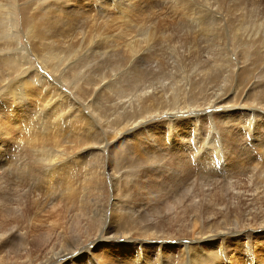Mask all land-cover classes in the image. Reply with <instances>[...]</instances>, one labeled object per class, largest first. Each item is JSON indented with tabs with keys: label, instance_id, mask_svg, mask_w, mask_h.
Masks as SVG:
<instances>
[{
	"label": "rangeland",
	"instance_id": "rangeland-1",
	"mask_svg": "<svg viewBox=\"0 0 264 264\" xmlns=\"http://www.w3.org/2000/svg\"><path fill=\"white\" fill-rule=\"evenodd\" d=\"M107 1L108 0H99V1H97V0H12V17L14 16L12 18V29H11V31H12L11 32L12 33V55L14 54L15 55L14 58L17 60H23L22 56H24L26 59L23 62V67H22L21 72L16 71V68L12 63V70H13V68L15 70L12 71V77H9L10 79L7 77L6 72L2 70V69H5V67L7 66V63L5 61L2 62L3 59H1L0 60V71L1 72L0 73L5 74V75L2 76L0 74V79H3V80L7 79L6 82H4L5 86H6L7 82H12V84H13L12 85V96H13V94L14 95H16V94L20 95V93L22 91H18V90L24 91L25 80H27V79H30V81H33V82H31V84L34 87H36V84L39 85V83H40V85H41L44 82H47L49 85H52V84H55V81L57 80L56 77L58 75L56 76V74H55L56 71H58L57 72L58 74H60L61 71H62V74L69 72L68 74H66V76L69 77V78L67 77V79H65V80H67V82H64L59 77L60 80L63 81V85H64L63 86L64 89L62 88V91L64 92V94H66V95L68 94L69 98H68V102H65V104H67V106H68V107L66 106V111H64V110L59 111L60 112L59 114H61V115L55 114L56 116L55 115L51 116V114L54 113V109L56 107H58V105H59L58 101H60L61 99H59V97L57 95L54 96L52 93H51V95H52V97H51L50 93H48V90H47V93H45L46 89L44 87H41L39 89H37V88L29 89V86L27 85L28 87L26 88V90L32 92V93H30V96H29L31 98L30 99L31 101L24 99L25 105L30 106L29 108L27 107L28 111L31 113H34L36 116H41V114L43 113L42 118L47 114V117L46 116L44 117V119L47 118L44 123L45 124L49 123V124L45 125L44 127H47V126L50 127V128H46L47 131L51 130L53 132L48 131V133L46 135V137H48V138H46L47 141L45 140V142L43 143L44 145L39 144L38 146H35L37 148L34 147V151L29 149L26 146L27 140H24V137L27 136L26 132L24 134L15 132V135L13 136V138H12V136H6L3 140H1L2 141L1 144H3L4 142L7 143L6 148L8 150L7 153H5V151H4L5 149L4 150L1 149L2 152L1 151L0 152L2 155L4 154L3 157L7 158L8 161L10 162L11 161L10 157L12 156V169L11 168L9 169L8 172H10V175L9 176L7 175L5 178H8V179L11 178V180L14 179V182L16 185L19 183V181L21 183H23L21 174L23 173L24 170L18 169V165H17L18 163H15V161L18 162V160L20 158L23 160L25 158H32V157L36 158L37 156L38 157L41 156V159H42L41 162L42 163H41V165L36 167V169L34 170V171H38V173L41 176L43 175L44 171L48 170V168H49V167H47L48 164L54 165V164H57L58 162L63 163V165L67 164V166H72V167L74 166L75 168L77 167V169L78 168L81 169L82 166L85 164L87 165V167L85 170L81 169L80 170L81 172L78 173L79 175L78 176L76 175L74 178H71L70 176H68V178L65 182L63 180L61 181L62 177H59L58 178L59 187L55 186L53 190L49 188V185H47L48 179L43 177V176L42 177L36 176V178H35L36 180L33 182L32 181H29V182L26 181L29 186H34L32 188L35 191L34 194L37 195L39 193L41 196L44 197V198H42L43 199L42 202L39 201L40 206H38V205L34 206V204L36 203V200L34 199L35 196L32 193H30L31 191H29V193H30L29 196L25 194L27 192V190H30L29 188L25 190V192H24V194L26 195L25 196V195H22V192L20 191L24 187L23 186H15V190L12 191V193H13L12 196H14V197H12V204L16 205V211L18 210L16 212L17 213L16 217H17V220L20 221V222L18 221L19 226H20L19 228L24 229V231L26 232L24 234L26 236V239H22V237L24 235L23 236L17 235V233H16V236H15L16 239H12L11 243H9L6 248H4V247L2 248L3 255L5 256V258L3 260V264H27V263L29 264L30 256H31V258H33L32 259L33 262H35V261L38 262L37 264H40V262L44 263V260L46 259V258H44L45 256H49V259L54 261L53 264H72V263L78 264L83 259H76L77 263H75V262H72V260L70 261V259L68 257L69 255L66 257H63L64 256L63 253L58 254L54 257H51L53 254H51L52 252H51V250H50L51 248H49V246H51L50 244H53L54 242H58L57 247L58 246L60 247V244H62L61 242L63 241L64 243L62 245H64L65 248L72 250L74 248L71 246L72 241L73 242H75L76 240L79 241L80 237L83 239L87 235L91 236L89 238H94L95 236L96 237H100V236L101 237H110V235H111L112 238L110 237L111 240L108 241V243H109L108 248L109 249L107 248V249H104V251H101V254L103 253L102 255L107 254V260H105L107 263H109V264H112V263L113 264H131V263L136 264L135 259H134L135 257H132L131 255H129V252H131V248L134 247L136 245V243L134 241L129 242V241H132L129 239L126 242L117 243V242H115L116 241L115 237L122 236L124 238L126 236H129V235L132 236L133 235L132 237L140 238V236H141L140 233L134 228V224L136 222H138V219H136V218H138L140 215L139 211H137L138 209H140V206H139L140 202H145V205L149 209L153 208L155 203H159L158 205L166 204L165 201L162 200V198H163L162 194L159 192H150L147 196L146 195L144 196L143 194L146 191H148L149 188L153 187L154 182L155 183H157V181L158 182H164V183H165V181L166 182H172L171 179L170 180L165 179L166 173L168 175V173L174 174V173H180L181 172V170L179 168H174V164L170 165V172H167L166 169L164 170V169L156 168L157 167L156 163L158 162V160L155 156L157 154H163L165 156L166 154H164V152L168 153V154H170L172 152L171 151L172 147L169 146L168 143L170 141L172 142L174 140V136L176 135L177 131H178V134L175 136L176 140L181 145L183 143L184 144L186 143L187 145H185L184 147L187 149H189V147H190V149H192V146H193V148L195 147V145L193 144L194 141H199V145H202L201 141L205 142L206 143V145L204 146L205 150H207V148L209 146V143H210L209 140L214 141V142L217 141L215 146L217 144H220L224 150H226L224 147L227 146L228 151L226 150L225 151L226 154H224L225 160L228 162V164H229L230 160H232V163H233V160H234V158H236V155L234 154L235 148L233 147L232 141L236 138V136L231 131L228 132V135L226 136L228 138V140L226 142V140L224 139V134H223L222 129H220V126L216 125L218 123H217V121H214L215 119L212 116V113L215 111L216 112L220 111L219 113L224 112V110H221V108H222L221 106L216 107V108L212 107L211 109L208 108V106H205L204 108H201V109H205V110H195L196 114H194V115L199 116L198 117L199 127H198V133H196V138L191 137V132L187 133L184 129H181L179 127H177V131H175V132L174 131L172 132V130L165 128L167 123H168L167 117L170 115L171 116L174 115V110H171V109H173L172 106L175 104H174V100L173 101H171V100L174 98H176V99L181 98L180 94H179L180 92L178 91V88L181 85H185L184 83H181L182 80L185 79V77H186V79H189L188 77H190L192 79V78H195L197 76H199V78H205L207 75H209L211 73V71L209 69L212 66H214L212 68H216V70L219 68V65H218L219 60L217 59V58H219V56L216 55V57L214 58L211 55V53L207 52V51H205L204 54H202V58L206 59L207 61L204 62V61L200 60L199 63H201V64L199 65V63H198L196 65H193V68H191V66L189 65V62H191L192 56L188 57V59H189L188 63L184 62V63H186V65L184 63L177 64V65H175L173 63V58L174 59L176 58V54H178L179 56L182 57L184 54L187 53L188 49H190L189 47H192V45H195L194 39H199V41L202 42V44H201L202 46H205V47L210 46L209 45L210 40L208 38L209 34L206 35L205 32L202 31V29H201L202 26L200 25L199 22H197V19L196 18L192 19V17H195V16L197 17L199 14H202V15H205V17L204 16L203 17L205 18L204 20H206V22H207L210 19V17H207V16H214V14H218V13H219V15L221 14L222 20H223L222 26L225 28H228V34H229V36H228L229 40L228 39L224 40L223 41L224 43L222 45H226V47L229 48L228 49V51L230 53L229 57L231 58V60H230L231 64L229 66L230 70L233 73V76H236L235 71L237 70L236 71V72H238L237 74H240L239 80L248 81V83L245 86H242L240 88V91L237 94L238 96L237 95H236L237 97L235 96L232 103H237L236 99L241 97V100H243V99L246 100V101L244 100V102L246 103L247 106H254L253 108L247 107L246 105L243 104V101H240L237 104V106L231 107L232 109L229 108L228 110H230L229 112L237 111L239 113L238 115H240L242 113L243 114L253 113L254 118H256V119L252 123L257 121L256 124H254L255 126L252 124L251 125L247 124L248 128L247 127H241L239 129L238 133L245 140V143L247 142L246 144H248V145L252 144L251 146L254 148L256 146H259V145L264 143V135H263L264 132L263 133L261 132L264 130L259 128L258 126L256 127L257 124L264 126V102H263L264 101V95H263L264 94V0H208V1L207 0H189V1L187 0L192 5V8H193L192 12H190L189 14L186 13L184 11V7L181 6L182 2L186 1V0H179V1L178 0H173V1L172 0H139V1L137 0L138 6L135 5L137 7V9L135 11H132L130 13H125V14H121L120 11L115 7V5L113 3H112L113 5H112V4H110L109 1H108L109 3ZM223 2H224V4H223ZM209 3H211L212 6H210V7L212 9H210V7H208ZM205 5H207V6H205ZM50 6H53V7H51L53 10L50 8ZM198 6H200V7H198ZM219 7H221V8H219ZM49 8L51 11L49 10ZM54 10H55V12H54ZM208 10L212 11L213 14L209 15ZM6 11H7V13H6ZM52 11H53V13H52ZM136 11H138V12H136ZM3 14H4V16H3ZM3 14H2L3 18H1L0 24L3 22L5 24L7 21L8 25H9V20H10L11 16H9L8 10H5ZM14 14H16V15H14ZM24 14L28 15V17H26L27 19L25 18L26 22L24 21L25 25H24V23H22L23 22L22 21L23 20L22 15H24ZM224 14L228 15V16H224ZM5 15L7 16V19H6ZM34 15L35 16L37 15V16L35 17ZM14 19L16 21L18 19L17 24H19V26H17V27L13 26L14 22H16ZM28 19H30V21H28ZM104 19H105V21H104ZM153 21H155V22H153ZM27 22H29V23L31 22V23L29 24ZM158 22H159V24H158ZM123 25H124V27H123ZM26 27H27V29H26ZM31 27L32 28L34 27V29L36 31L33 30ZM142 27H145L146 29L148 28L147 29L148 31H151L153 34H155L157 36V40L159 43L157 48H161L163 50V53L165 54V56L169 57V61H170L169 63L172 64V65L167 67V70L161 71L160 68H158L159 66L155 67V65L153 66L155 68H152V69L146 68L145 69V67H151L148 65L147 60L146 61L140 60V62H138L137 60L129 61L131 59L130 57L126 58V56H128L127 51H126L128 44L138 38V35H139ZM153 27L156 29H154ZM129 28H131V31ZM255 29H256V31H255ZM257 29H259V30H257ZM91 31L94 33L93 36H92L93 33ZM127 31L129 33L133 34V35L131 34V36H133L132 38H131V36H129ZM31 32H34V33H31ZM36 32L39 33V35ZM35 33L37 34V36ZM134 33L137 35H135ZM162 34L166 35V37L165 36L161 37V36H163ZM172 34L174 35V38L169 36ZM54 35H56V36L54 37ZM67 35H69L70 37ZM41 36H43V37H41ZM261 36H263V37H261ZM88 37L90 39H88ZM99 37L101 40H99ZM125 37H127V38H125ZM167 37L169 40L167 39ZM237 37L239 39H237ZM43 38H45V39H43ZM46 38H47V40H46ZM59 38H61V39H59ZM64 38L66 40L69 39L70 41H66ZM235 39H237L238 41ZM31 40H33V41H31ZM55 40L57 42H55ZM125 40H127L126 42L128 44L125 42ZM241 40L242 41L244 40L243 41L244 44H242L243 42H241ZM245 40H246V42H245ZM46 41L49 42V44L46 43ZM77 41H79V43ZM80 41H81V44H80ZM16 42H17L18 46L16 45ZM51 42H52V45H50ZM239 42H241V43H239ZM247 42H249L248 45H246ZM71 43L72 44L74 43V46L70 47ZM76 43L78 45L80 44V46L78 47L79 53L77 52L76 56H73L70 58V57H68L69 55L67 54V52H69L70 49H72L73 47L77 48V46L75 45ZM32 44H34L35 46L34 45L32 46ZM101 44H103V46ZM44 45L45 46L47 45V46L44 47ZM60 45L63 47H61ZM49 46H51V47L49 48ZM64 47H65V49H64ZM47 48H48V50H47ZM66 48L67 49L69 48V51ZM54 49H56L59 52H57L55 50V52H53L55 54L54 55L50 54L53 56L52 57L50 56L51 58H49L45 61V58L49 57V55H45V53H47L49 50L51 51ZM26 50L28 53L25 52ZM84 50H85V52H84ZM240 51H243V52H240ZM19 52H20V54H19ZM155 52H156V50H155ZM244 52H246V55ZM41 53H44V54L39 55ZM65 53L67 54V56ZM148 53L149 52L146 53L144 51L143 56H144V54L147 56ZM208 54H209V56H208ZM82 55L87 56V57H85L86 61H84L85 58ZM242 55H243V57H245V59L242 57ZM39 56H40V60L39 59L37 60V58H39ZM60 56H62V57L64 56V58H60ZM30 57H31V60H30ZM76 57H78V58H76ZM82 57H83V60H82ZM251 57H252V59H251ZM32 58H33V60H32ZM42 58H43V60H42ZM128 58H130V59H128ZM63 59L64 60L67 59V60L62 63ZM214 59L217 62H215ZM56 60L57 61L59 60V61L56 63ZM246 60H248V61H246ZM81 61L86 63V64L82 66L83 63L81 64ZM34 62H35V65H33ZM40 62H42V63H40ZM174 62H175V60H174ZM52 63H54V64H52ZM117 63L119 65H117ZM24 64L26 66H29V67H26ZM57 64H59V65H57ZM77 64H78V66H76ZM87 65H89V66L91 65L93 67L90 68ZM115 65H117V66H115ZM48 66H49V68H54V69H49ZM75 67H78V68L75 69ZM80 67L82 69H80ZM117 67H119L120 70ZM8 68H10V66ZM68 68L71 69L72 72ZM181 68H185V69L180 70ZM246 68L249 69V71L247 69L248 73L246 72ZM63 69H65V70H63ZM84 69L85 70L88 69V70L83 71ZM89 69L90 70L93 69L95 71L96 75L98 76V79L94 82L89 81V80H84L86 78V75H88L87 73L90 72ZM117 70H119L120 72L117 73ZM23 71H26V72L24 73ZM169 71H171V74H169ZM195 71H197V72H195ZM98 72L102 76L99 75ZM131 72H132V74H130ZM249 72H251L252 75ZM35 73L37 74L38 77L33 78L32 74L35 75ZM41 73L47 74V78L46 77L43 79L39 78L41 76ZM84 73L86 75H84ZM121 73H122V75H121ZM15 74H16V76H14ZM80 74H81V76H80ZM167 74L171 75L172 79L175 77V79H173V81L169 79V81H170L169 82ZM24 75H25V77H24ZM104 75L106 77L108 76L107 77L108 81L105 80L106 77ZM111 76L112 77L114 76L113 79L114 78L116 80L118 79V82L115 79L111 80L110 79V78H112ZM5 77H6V79H5ZM78 77H80V78H78ZM49 79H50V81H49ZM98 80H100V81H98ZM104 80L107 82H103ZM180 80H181V82H180ZM101 81L104 84H102ZM112 81H114L113 82L114 84L112 83V84H110V86H113L116 84L115 88H117V89L113 88L114 90H111L112 87H110V88L108 87V82H112ZM123 81H125V82H123ZM151 81H155V82L159 81V85L160 84L163 85L162 83L167 82L166 90L168 91V93H166V94L168 95L169 100L165 102L166 104H164V106L165 107L167 106V108H164V107H161V108L162 109L164 108V110L166 112H168V115L161 114V117H159V118L156 117L157 114L154 115L155 117L152 115L151 117H148L149 119L147 118L145 120H142L140 123H137L139 125V128L137 127L138 126L137 124H134L133 127L132 126L126 127L127 121L125 122V120H128V119L133 120V119L130 118V116H128L125 113V111L122 112V114H124V115H122L120 113L121 112L120 109L122 108L121 106H124L123 104L126 103L125 101L128 100L130 98V96H133L132 91H134V89L136 91V88L138 89L145 84L147 85ZM171 81H172V83L174 82L177 85L175 86V84H174V86H172ZM18 83H20L21 85ZM123 83L127 84V85H124ZM131 83L134 85V88H133V85H131ZM99 84H101V86ZM120 84H121V87L119 86ZM4 85L1 86V83H0V89H1V87H2V89H4V87H5ZM17 85L19 88L18 90L16 89ZM84 85L87 89L85 87H83ZM92 85H95V87ZM103 85H104V87H103ZM70 86H72V87H70ZM99 86H100V88L102 87V89L104 88L105 91L101 90V89L97 90L99 88ZM122 86H123V88H122ZM77 87H78V89H77ZM91 87H93L92 91L94 93L88 89ZM175 87H176V89H175V91H173ZM95 88H96V90H95ZM105 88H107V89H105ZM129 88L132 91H130ZM233 88H235L234 79H233V81L232 80L229 81L227 89H226L228 92L227 91L225 92L224 99L228 100L229 98H231L230 94L234 95L233 93H231L232 91L234 92ZM81 89L82 90L85 89L84 91H86V92L82 91ZM35 90H36V92H35ZM71 90H73V91H71ZM108 90H110L111 92ZM125 90H126V92H125ZM96 91H100L99 94L103 91L102 92L103 94L101 93L102 95H99L98 92H96ZM172 91L175 93H173ZM79 92L82 94H80ZM89 92H91V93H89ZM112 92L114 93V95H112ZM87 93H89L88 94L89 96L86 95ZM95 93L97 96L94 95ZM104 93H106L107 95L110 93V96L109 95L107 96L106 94L104 95ZM124 93L127 94V96L124 95ZM44 94L45 95L48 94V95L45 96ZM169 94L174 95V96H171V95L169 96ZM83 95L86 96L87 98L82 97ZM111 95L113 97H111ZM116 95H119V96H116ZM120 95L122 98L120 97ZM75 96H76V98H75ZM123 96L126 98H124ZM88 97H89V99H88ZM101 97H103V98H101ZM106 97H108V98H106ZM115 97H116V99H115ZM258 97H260L261 100H259L260 98H258ZM99 98H100V100H99ZM105 98H106V100H109V101L106 102ZM41 99H44V100H41ZM94 99L96 100L95 102H94ZM123 99L125 101H123ZM113 100H114L113 104L114 105L117 104V107L119 108V110H118V108H115V106H112ZM116 100L119 102H117ZM98 101L101 103L104 102L103 104L100 103L101 104L100 108H98L99 106H97V104H99ZM253 101H255V102L253 103ZM86 102H88V103H86ZM256 102H260L263 106L262 107H256L255 106L257 104ZM92 103H95L96 106H95V104H92ZM118 103H120V105ZM0 104L6 105V103L2 100L0 101ZM106 104H108V105H106ZM12 105H13V103H12ZM90 105H91V107H90ZM103 105H105V106H103ZM106 106L107 107L109 106V107L107 108ZM181 106H182V104H180L177 108H179ZM88 107H90V108H88ZM101 107L104 108V111L108 115L106 113H105L106 115L105 114L103 115V113H101V112H103V109H101ZM77 108L78 109L80 108L79 110H81L84 114H86L89 119H91L90 120L91 126L87 125V127H86V126H83L82 124H81V126H79L80 128L77 126H74L75 124H73V123L75 121H78V118L75 119V116L77 117V112L79 111ZM96 108H98V109H96ZM106 108H107V110H106ZM112 108L114 110L117 109V111L119 112L118 114H121V115L117 116L116 110L113 111ZM124 108L127 109V105H126V107H123V109ZM254 108H257V109L255 110ZM75 109H76V111H75ZM249 109H253L257 113H255L253 111H249ZM92 110H93V113H92ZM213 110H215V111H213ZM32 111H34V112H32ZM39 111H41V112H39ZM98 111H100V113H101L100 116H99L100 113ZM204 111L207 112L205 115L203 113ZM49 112H52V113H49ZM209 113H211V116L209 115ZM70 115L72 117H74V119ZM113 115H116L117 117L116 116L112 117ZM143 115H144V113H143ZM119 116L120 117L122 116V118H123V119H121L122 122H120V120H117V119H120ZM135 116H138V115H135ZM97 117H99V118H97ZM206 117H207V119H206ZM69 118H70V120H69ZM100 118L105 119L106 121L104 120V122H103V120L102 119L100 120ZM188 118H189V115H186V116L182 117L181 119H187L188 120ZM98 119H99V121H98ZM115 119L117 122L115 121ZM205 119H206L207 123H204ZM210 119H212L214 121L213 126L209 123ZM226 119L228 121H231L229 117H227ZM56 120H58V121H56ZM139 120H140V117L137 119V121H139ZM174 120L177 121V119L175 117H174ZM145 121H148V122H146L148 124L143 126V123ZM239 122H240V120H239ZM98 123H100V125H98ZM208 123L210 125H208ZM121 124H123L124 129H122V128L120 129V127H122ZM109 125H111L110 126L111 129L109 128ZM210 126L213 129H211ZM134 127H136V128H134ZM140 127L142 128V130ZM143 127H144V129H143ZM214 128H215V130H214ZM131 129H133V130H131ZM64 130L66 133L64 132ZM88 130H90V131L88 132ZM92 130H94V131H92ZM96 130H98L99 132ZM125 130H126V132H125ZM169 130H170V133H169ZM213 130L217 131V132L214 133ZM258 130H259V132H258ZM128 131H130V132H128ZM121 132L124 134H122ZM208 132H210V133H208ZM218 132L220 134H218ZM88 133H90V134H88ZM211 133H213L214 136L215 135L216 136L214 137L213 134H211ZM209 134H210V136H209ZM93 135H94V137H92ZM261 135H262V137H261ZM97 136H98V140H99V141L97 140L98 142L95 140V138L97 139ZM247 136H249V137H247ZM184 137H186V138H184ZM261 138H262V141H261ZM6 140H10V143L6 142ZM48 140H49V143H48ZM142 141H144V142H142ZM147 141H149V142H147ZM55 142H58L57 145H53V144H56ZM253 142H255V143H253ZM143 143H144V145H143ZM256 143H257V145H256ZM47 144H49V145H47ZM27 145H30V144H27ZM51 145H53V146H51ZM151 145L153 146V148ZM160 145H163V146H160ZM103 146H107L110 148L103 152L99 149ZM138 146L141 148H139ZM52 147H53V150H51ZM54 147H56V148H54ZM135 147H136V149H135ZM143 147H145V149ZM166 147H169L168 151L164 150ZM1 148H5L4 145ZM41 149H44V150H41ZM104 149H105V147H104ZM9 150H11V151H9ZM39 150H40V152H39ZM28 151H29V153H28ZM52 151H53V153L55 152L56 154L54 153L55 154L54 155L52 153ZM110 151L112 152L111 153V158H112L111 163L112 164L110 166V172L111 173L114 172L113 174H116L117 175L116 177L118 179H116L117 183H116V181H113L112 179H110L112 182V185H113V190H112V188L110 186L111 182L108 181L109 178L105 179L104 186L100 182V178L99 177L97 178L98 184L101 183L100 185H102L105 188V191H107L109 187L111 188V190H108L109 192H105V195L102 196L100 193H97L96 191H94L92 189L93 185L90 188L87 187L88 183L85 182V178H86V174L89 170L90 171L92 170L93 172H95V170H94L95 165L93 166L92 163H95L97 161L96 158L100 157L103 160L102 154L103 155L105 154L106 156H108L107 153ZM259 151H260V149L257 150L255 148V152L252 154V155H254L255 160H259V158H257V157H259ZM42 153L43 154L45 153V154L43 155ZM52 154L54 156V163L53 162H47L46 160H47L48 156H50ZM173 154H174V160H176L175 156L177 153L174 152V150H173ZM148 156H150V157H148ZM71 157H73V158H71ZM170 157H171V155H166V157L163 158L162 160L165 159L164 162L167 163V161L169 160ZM147 158H149V159L151 158V159L149 160ZM61 159H62V161H61ZM148 160L149 161L154 160V162L153 161L151 162V164L153 163L152 166ZM155 161H156V163H155ZM259 161L262 163V165L264 164V159L260 158ZM259 161L254 162L255 165L258 166L260 163ZM147 163H149V164H147ZM154 164H155V166H154ZM9 165L11 166V164H9ZM150 166L152 168L154 166L155 168L149 169ZM89 167H91V169ZM23 169H25V168H23ZM150 171H151V173H150ZM227 171H228V173H227ZM11 172H12V174H11ZM205 173H206V175L212 174L213 176L210 177V179L213 178L212 180H214V181L216 180V177L219 180H222V178H223L222 175H226L225 177H229V173L231 174V172L229 171L228 168H226V170L224 169V165L222 167V172H220L218 174H216V169H214V168L205 169ZM2 174H3L2 168L0 167V177L1 178L3 177ZM214 174H216V175H214ZM257 174L258 175L260 174L259 170L257 173H256V170L253 171V173L251 170V173L249 174L251 176L242 175V174H239L238 172H233L231 174V176L233 177L232 178L233 181L231 179V182H235L237 184L240 183V187H243V190H239L241 192L243 191V194H244L242 196L241 201H240L241 211L245 212V211L249 210L246 207L245 202H246V200L249 201L248 198L250 196H253L251 194L252 190L256 187L255 186L256 182L259 181V179L257 180V177H258ZM255 176H256V181L252 179ZM140 177H143V178H140ZM197 177H199V176H197ZM20 178H21V180H18ZM68 179L71 182L70 187L72 188V190H69L70 195L68 194V191L66 190V188L69 187L67 185ZM163 180H165V181H163ZM113 182H115V183H113ZM116 184H117V186H116ZM258 186H260V185L258 184ZM144 188L146 189V191L144 190ZM222 188H225V187H221V186L216 185L214 188L215 193L217 192L215 195L216 197H218L217 201L219 202V200H220V202H222L224 199L223 202L227 206L237 205V201H238L237 199L232 200V202L233 203L235 202V203L229 205L225 198L219 197V196H222L224 194V192L221 190ZM89 189H91V190H89ZM123 189L126 191L129 190V191L126 192V191H123ZM181 189H183V188L180 187V190ZM260 189L264 190V188H260ZM55 190H57V191H55ZM174 190H178V189H174ZM180 190H178V191H180ZM51 192H52V194H51ZM120 192L121 193L123 192V193L121 194ZM83 194L85 197L83 196ZM95 195L97 198L95 197ZM65 196H66V198H65ZM125 196H127V197H125ZM153 197H154V199H153ZM140 198H142V199H140ZM69 199L71 201H69ZM82 199L85 201V203L83 205L80 203V200H82ZM103 199H105V200H103ZM121 199L123 200L124 203L122 202ZM24 200H26V201L24 202ZM93 200L95 201V203ZM68 201L70 203L72 202L71 205H68V204H70ZM118 201H119V203H118ZM146 201H147V203H146ZM136 202L138 203L137 205H136ZM110 203H112L113 205H111ZM116 203H118L119 208H117ZM109 204H110V206H109ZM55 205L57 206V208ZM78 205H80V206H78ZM85 207H86V209H85ZM110 207L112 210H110ZM126 207H128V209L126 210L127 212L125 211ZM251 207L253 209V214L255 215V219H256V222L253 221V223H259L261 221H264V203H258L257 205L251 206ZM115 208H117V209H115ZM80 209H81V211H80ZM68 210H70V211H68ZM83 211L84 212L88 211V213L90 215L94 216L97 219L98 222H97L96 226H98V227L101 225L104 226V228L102 229V234H99V233L96 234L95 231L98 230L96 227L94 228L92 226L91 230H86L84 228L83 224H85L87 222V220L82 218V216L84 214ZM106 211H108V213H107L108 218L102 216V214ZM124 211L126 213H124ZM101 212H103V213H101ZM110 212H112V213H110ZM128 212H129V214H128ZM130 212H132L134 214H132ZM72 213H74V214H72ZM109 214H112V215L114 214V215L112 216ZM66 217L69 219H67ZM70 217H71V220H70ZM76 217L78 220L76 219ZM128 217H130V218H128ZM72 218H73V220H72ZM81 219H83V220H81ZM186 220H188L187 224H189V217H186ZM73 221H75V222H73ZM79 221L82 222L81 226H80L82 229L80 227L79 228L75 227L76 223ZM133 221H135V222H133ZM67 222H69L70 224H68ZM110 222H111V224H110ZM57 223H59V224L57 225ZM150 223L151 224L153 223V218L151 219ZM88 224H90V222H88L87 225ZM109 225H111V226H109ZM68 226H69V228H68ZM173 227L174 226H172V228H170V227H166V228L171 230V231H173V229L176 228L174 230V231H176L177 227H174V228ZM71 228L73 230L75 229L76 231L75 232L69 231ZM132 228H133V230H132ZM22 229H18V230H22ZM106 230H107V232H106ZM196 230H198V225L192 226L190 224V225H187L186 227L183 228V232L189 238H193V232H195ZM246 230H248V229H246ZM89 231L91 234H89ZM61 232H64V234L67 236H69V234H72V233L73 234L71 236H69L70 238L68 237L66 239H61L60 237H58L59 233H61ZM149 232H151V231L149 230ZM78 233H81V234H78ZM242 234H245V233L242 232L238 235V236H240V239H241L240 242L241 243L238 242V243H235V245L238 247L237 250L239 251V253H241V255L243 256V254L245 253V246L247 244L246 243L247 235L243 238ZM253 234L255 237V238H252L254 241V244H257L259 246V244H261V242L264 240V235H262V234L260 235V233H253ZM76 235H78V236H76ZM257 235H260V236L257 237ZM72 236H73V239H72ZM232 236H234V234H229L228 237H232ZM123 238H121L119 241H122ZM232 238H234V237H232ZM172 239H174V238H172ZM13 240L15 242H13ZM181 241H179V240L171 241V245L174 246L175 251H174V253L173 252L170 253L169 260L167 262H166V259L160 253L158 255V253H156L157 251L153 250V249L150 252L155 254V257H154V259L150 260L149 262L152 261L151 264H153V263L159 264L161 261H162V263H160V264H173V263L174 264H185V263L188 264L187 263L188 261L183 262V260L185 259V256H182V255L185 253V251L183 250L184 242L183 241L181 242ZM24 242H26V243H24ZM185 242L188 243V241H185ZM88 244H89V241L85 242L82 246L83 247L82 249L85 250L87 248ZM66 246H68V247H66ZM166 246H168V245H166ZM105 247H107V246H105ZM140 247H141V249H143L145 246H144V244H142V245L140 244ZM263 248H264V244L259 246V250L263 249ZM9 249L12 251V254L7 255V252H9L7 250H9ZM98 250H102V249L98 248ZM98 250H97V252H98ZM256 251H258V250H256ZM145 252H146V248H145ZM175 252H176V254H175ZM121 253L123 254V257L120 256ZM256 253L257 252L254 253V256ZM172 254H173V256H172ZM228 255L230 256V254H228ZM171 256H172V258H171ZM174 256H175V258H174ZM176 257H178V260ZM244 257L245 258L242 260L243 262H248V261L250 262V258H252V256L250 254H249V256H246L244 254ZM89 258L90 257H88L87 259H89ZM115 258H117V259H115ZM124 258H126V259H124ZM162 258H164V259H162ZM221 258L224 261V258L223 257H221ZM97 259L99 260L98 257H97ZM97 259H95V261H98ZM24 260H25V262H24ZM60 260H61V262H60ZM112 260H114V261H112ZM110 261H112V263ZM253 261H255V260H253ZM0 264H2V263H0ZM87 264H89V263L87 262ZM220 264H222V263H220Z\"/></svg>",
	"mask_w": 264,
	"mask_h": 264
},
{
	"label": "bare ground",
	"instance_id": "bare-ground-1",
	"mask_svg": "<svg viewBox=\"0 0 264 264\" xmlns=\"http://www.w3.org/2000/svg\"><path fill=\"white\" fill-rule=\"evenodd\" d=\"M99 1V0H97ZM110 2V4H114L115 7L120 11L121 14H125V13H130L132 11H135L137 9L136 6H138V2L137 0H108ZM107 1V2H108ZM139 1V0H138ZM173 1V0H172ZM179 1V0H178ZM187 1V0H186ZM186 1H183L182 2V5L184 7V11L186 13H190L192 12L193 8H192V5ZM208 1V0H207ZM108 2V3H109ZM60 3V2H59ZM62 3V2H61ZM90 3V2H89ZM177 3V2H176ZM214 3V2H213ZM53 4V3H52ZM112 4V5H113ZM178 4V3H177ZM203 4V3H202ZM206 4V3H205ZM224 4V2H223ZM136 5V6H135ZM14 6V5H13ZM94 6V5H93ZM201 6V5H200ZM198 6V7H200ZM207 6V5H205ZM212 6L211 3H209L208 7ZM53 7V6H50V8ZM182 7V8H183ZM194 7V6H193ZM49 8V10H50ZM55 8V7H54ZM221 8V7H219ZM229 8V7H228ZM16 9V8H15ZM52 9V8H51ZM60 9V8H59ZM198 9V8H197ZM210 9H212L210 7ZM231 9V8H230ZM5 10H8V14L9 16H11L10 20H9V25H8V22L6 21V23L4 24L1 23L0 24V60L5 61L7 63V68L5 67V69H2L3 71L6 72V75L7 77H12V71H14L15 69L13 68L12 70V63L13 65L15 66L16 68V71L18 72H21L22 70V67H23V62L24 60L26 59L24 56H22V59L23 60H17L15 59V55L13 54L12 55V0H0V22H1V18L2 17V14L4 13ZM53 10V9H52ZM56 10V9H55ZM54 10V12H55ZM202 10V9H201ZM207 10V9H206ZM24 11V10H23ZM51 11V10H50ZM57 11V10H56ZM25 12V11H24ZM23 12V13H24ZM28 12V11H27ZM138 12V11H136ZM209 15L210 14H213L212 11H209ZM207 12V13H208ZM7 13V11H6ZM14 13V12H13ZM53 13V11H52ZM184 13V12H183ZM217 13V12H216ZM16 15V14H14ZM77 15V14H76ZM150 15V14H149ZM193 15V14H192ZM196 15V14H195ZM218 15V16H217ZM4 16V14H3ZM6 16V15H5ZM35 16V15H34ZM37 16V15H36ZM35 16V17H36ZM205 15H202V14H199L197 17H192V19H197V22L200 23V25L202 26L201 29L202 31L205 32L206 35H208L209 37V40H210V43L208 47H205V46H202V42L199 41V39H194V43L195 45H192V47H189L190 49H188L187 53L184 54L182 57L179 56L178 54H176V58L174 59L173 57V63L175 65L177 64H181V63H184V62H189V59L188 57L189 56H192L191 58V62H189V65L191 66V68H193V65H196L200 62V60L206 62L207 60L206 59H203L202 58V54H204L205 51L207 52H210L211 55L215 58L216 55L219 56V58H217L219 60V68L216 70V68H212L214 66H212L209 70L211 71V73L209 75H207L205 78H199V76L195 77V78H190L188 77L189 79H183L182 82L180 80L181 83H184L185 85H181L179 86L178 88V91L180 92V97L181 98H174L172 99L171 101L174 100V104L172 107L173 109L171 110H174V115L173 116H168L166 119L168 120V123L166 125V129H170L172 130V132L174 131H177V127L181 128V129H184L187 133L188 132H191V137H195L196 138V133H198V127H199V120H198V117L199 116H195L194 114L195 113V110H205V109H201V108H204L205 106H208V108H212V107H219L221 106V110H224L223 113H219L220 111H215L212 113V116L214 117V121H217L218 126H220V129H222L223 131V134H224V139L228 140V138L226 137L228 135V132H232L236 138L232 141L233 143V147L235 148V155H236V158H234L233 160V163H232V160L229 161V164L228 162L225 160V151L228 149L227 146L224 147L226 150H224L222 148V146L220 144H217L215 146V144L217 143V141H210L209 143V146L207 148V150L204 149V146L206 145L205 142H202L201 141V144L202 145H199V141H194L193 144L195 145V147L193 148L192 146V149H187L185 148L184 146L187 145L186 143L184 144H180L177 140H176V135L178 134V131L176 133V135L174 136V140L171 142L168 143L169 146L172 147L171 149V153L168 154V153H165L166 155H171V157L169 158V160L166 162H164V160H162L163 158L166 157V155L164 156L163 154H157L155 157L157 158L158 162L156 163V168H160V169H166L167 172H170V165L171 164H174V168H179L181 170L180 173H174V174H169L167 175L166 173V180H172V182H166L165 180V183L164 182H158L157 183H153V187L152 188H149L148 191H146V189L144 188V191L145 193L143 194L144 196L148 195L150 192H159L162 194L163 198L162 200L165 201L166 204H163V205H158L159 203H155L153 208L149 209L146 205H145V202H140L139 203V206H140V209H138L137 211H139V217L136 218L138 219V222H136L134 224V228L140 233V238H137V237H132V236H126V237H122V236H118V237H115L117 243H123V242H126L128 239L129 240H132V241H129V242H135L136 245L134 247L131 248V252H129V255H131L132 257H135V263L136 264H151V262H149L150 260L154 259L155 257V254L151 253L150 251L153 250H156L159 255V253L166 259V262L169 260V256H170V253L173 252L174 253V246L171 245V241H174V240H179V241H183L184 242V245H183V250L185 251V253L182 255V256H185V259L183 260V262H186L188 261L187 263L188 264H264V248L263 249H260L259 250V246H261L262 244H264V240L261 242V244H259V246L257 244H254V241L252 238H255L254 237V234L253 233H260V235H264V221H261L259 223H253L256 222V219H255V215L253 214V209L251 206H255L257 205L258 203H264V190H261L260 188H264V164L262 165V163L259 161L260 158L264 159V143L259 145V146H256L255 148L258 150L260 149L259 151V160H255V157L254 155H252L254 152H255V148L252 147L251 145H248L245 143V140L241 137V135L238 133L239 129L241 127H247V124H256V122L252 123L256 118H254V115L253 113H249V114H240L238 115L239 113L237 111H232V112H229L230 110H228L229 108L232 109L231 107H234V106H237V104L240 102V101H243V104L246 105V103L244 102L245 99L241 100V97L236 99V102L237 103H232V101L234 100L235 96L238 94V92L240 91V88L242 86H245L248 81L246 80H239L240 78V74H237L238 72L235 71V75L236 76H233V73L231 72L230 70V64H231V58L229 57V51H228V47H226V45H222L224 42V40H227L228 39V28H225L222 26V16L221 14L219 15L218 14H214V16H207V17H210L209 21L206 22V20H204L205 18ZM224 16H228V15H225ZM223 16V17H224ZM16 17V16H15ZM23 17V22L27 19L26 17H28V15H22ZM21 17V18H22ZM34 17V18H35ZM78 17V16H77ZM254 17V16H253ZM26 18V19H25ZM125 18V17H124ZM127 18V17H126ZM251 18V17H250ZM6 19H7V16H6ZM5 19V20H6ZM83 19V18H82ZM89 19V18H88ZM92 19V18H91ZM90 19V20H91ZM244 19V18H243ZM15 20V19H14ZM32 20V19H31ZM96 20V19H95ZM131 20V19H130ZM129 20V21H130ZM148 20V19H147ZM161 20V19H160ZM16 21V20H15ZM28 21H30V19H28ZM75 21V20H74ZM105 21V19H104ZM259 21V20H258ZM26 22V21H25ZM109 22V21H108ZM155 22V21H153ZM18 23V19L16 22H14L13 26L17 27L19 26ZM29 23V22H27ZM31 23V22H30ZM29 23V24H30ZM110 23V22H109ZM147 23V22H146ZM243 23V22H242ZM8 26H7V25ZM84 24V23H83ZM87 24V23H86ZM85 24V25H86ZM130 24V23H129ZM159 24V22H158ZM157 24V25H158ZM25 25V23H24ZM27 25V24H26ZM125 25V24H124ZM123 25V27H124ZM139 25V24H138ZM153 25V24H152ZM256 25V24H255ZM28 26V25H27ZM30 26V25H29ZM159 26V25H158ZM204 26V27H203ZM259 26V25H258ZM22 27V26H21ZM86 27V26H85ZM126 27V26H125ZM151 27V26H150ZM156 27V26H155ZM187 27V26H186ZM29 28V27H28ZM32 28V27H31ZM91 28V27H90ZM105 28V27H104ZM132 28V27H131ZM131 28L130 31H131ZM154 28V27H153ZM245 28V27H244ZM249 28V27H248ZM27 29V27H26ZM33 30L34 27L32 28ZM56 29V28H55ZM148 29V28H147ZM145 27H142V29L140 30V33L138 35V38L135 39L134 41L130 42L129 44L126 42L127 40H125V42L128 44L127 46V57H130L128 59H130L129 61H133V60H137L138 62H140V60H147V63L149 66L151 67H145V69H152V68H155L156 66H159L158 68H160V70H167V67L172 65L171 63H169V57L165 56V54L163 53V50L161 48H157V46L159 45L158 43V40H157V36L155 34H153L151 31H148ZM156 29V28H154ZM41 30V29H40ZM39 30V31H40ZM168 30V29H167ZM174 30V29H173ZM259 30V29H257ZM24 31V30H23ZM29 31V30H28ZM32 31V30H31ZM36 31V30H35ZM34 31V32H35ZM42 31V30H41ZM156 31V30H155ZM163 31V30H162ZM256 31V29H255ZM34 32H31V33H34ZM38 32V31H37ZM36 32V33H37ZM92 32V31H91ZM128 32V31H127ZM178 32V31H177ZM176 32V33H177ZM30 33V32H29ZM35 33V34H36ZM50 33V32H49ZM48 33V34H49ZM93 33V32H92ZM16 34V33H15ZM39 35V33H37ZM36 34V36H37ZM58 34V33H57ZM63 34V33H62ZM86 34V33H85ZM129 36H131L132 33H129ZM135 34V33H134ZM241 34V33H240ZM82 35V34H81ZM89 35V34H88ZM94 35V33L92 34V36ZM133 35V34H132ZM137 35V34H135ZM163 35V34H162ZM176 35V34H175ZM33 36V35H32ZM31 36V37H32ZM44 36V35H43ZM41 36V37H43ZM56 35H54L55 37ZM63 36V35H62ZM69 36V35H67ZM77 36V35H76ZM166 37V35H163L161 37ZM170 37L174 38V35H169ZM183 36V35H182ZM40 37V36H39ZM59 37V36H58ZM64 37V36H63ZM70 37V36H69ZM133 36H131L132 38ZM236 37V36H235ZM263 37V36H261ZM36 38V37H35ZM50 38V37H49ZM105 38V37H104ZM103 38V39H104ZM127 38V37H125ZM241 38V37H240ZM260 38V37H259ZM32 39V38H31ZM38 39V38H37ZM45 39V38H43ZM57 39V38H56ZM61 39V38H59ZM65 39V38H64ZM63 39V40H64ZM68 39V38H67ZM88 39H90L88 37ZM94 39V38H93ZM163 39V38H162ZM168 39V37H167ZM201 39V38H200ZM237 39H239L237 37ZM235 39V40H237ZM257 39V38H256ZM47 40V38H46ZM66 40V39H65ZM81 40V39H80ZM83 40V39H82ZM96 40V39H95ZM98 40V39H97ZM99 40L100 37H99ZM105 40V39H104ZM169 40V39H168ZM229 40V39H228ZM27 41V40H26ZM30 41V40H29ZM33 41V40H31ZM66 41H70L69 39L66 40ZM238 41V40H237ZM244 41V40H243ZM241 40V42H243ZM19 42V41H18ZM55 42H57L55 40ZM54 42V43H55ZM62 42V41H61ZM60 42V43H61ZM79 43V41H77ZM91 42V41H90ZM96 42V41H95ZM239 42V43H241ZM246 42V40H245ZM29 43V42H28ZM46 43L49 44V42L46 41ZM66 43V42H65ZM93 43V42H92ZM253 43V42H252ZM41 44V43H40ZM69 44V43H68ZM72 44V43H71ZM70 44V47L71 46H74V43L71 45ZM80 44H81V41H80ZM80 44L78 45L77 43L75 44L77 46V48L73 47L72 49H70L69 51V48L67 49L69 52H67V54L69 55L68 57H73V56H76L77 55V52H78V47L80 46ZM244 44V42L242 43ZM249 42L246 43V45H248ZM16 45L18 46L17 42H16ZM34 44H32L33 46ZM50 45H52V42L50 43ZM63 45V44H62ZM103 46V44H101ZM240 45V44H239ZM30 46V45H29ZM31 46V47H32ZM35 46V45H34ZM37 46V45H36ZM47 46V45H46ZM44 45V47H46ZM61 46V45H60ZM68 46V45H67ZM82 46V45H81ZM30 47V48H31ZM51 46H49L50 48ZM63 47V46H61ZM66 47V46H65ZM64 47V49H65ZM246 47V46H245ZM53 48V47H52ZM81 48V47H80ZM244 48V47H243ZM14 49V48H13ZM24 49V48H23ZM43 49V48H42ZM46 49V48H45ZM59 49V48H58ZM140 49V50H139ZM44 50V49H43ZM48 50V48H47ZM56 49L54 50H49L47 53H45V55H49V57H46L45 58V61L49 58H51L55 53ZM82 50V49H81ZM156 50V52H155ZM18 51V50H17ZM57 51V50H56ZM92 51V50H91ZM144 51L148 53V55L146 56L144 54L143 56V53ZM21 52V51H20ZM19 52V54H20ZM27 52V50L25 51ZM24 52V53H25ZM59 52V51H57ZM56 52V53H57ZM85 52V50H84ZM240 52H243V51H240ZM247 52V51H246ZM246 52L245 55H246ZM28 53V52H27ZM79 53V52H78ZM98 53V52H97ZM232 53V52H231ZM248 53V52H247ZM22 54V53H21ZM37 54V53H36ZM44 53H41L39 55H42ZM50 54H53V55H50ZM62 54V53H61ZM60 54V55H61ZM66 54V53H65ZM66 54V56H67ZM85 54V53H84ZM96 54V53H95ZM99 54V53H98ZM240 54V53H239ZM249 54V53H248ZM81 55V54H80ZM87 55V54H86ZM142 55V56H141ZM241 55V54H240ZM34 56V55H33ZM51 56V57H50ZM85 57V55H82ZM209 56V54H208ZM207 56V57H208ZM59 57V56H58ZM95 57V56H94ZM110 57V56H109ZM134 57V58H133ZM243 57V55H242ZM247 57V56H246ZM60 58H64V56H60ZM78 58V57H76ZM89 58V57H88ZM245 59V57H243ZM254 58V57H253ZM40 60V56L39 58H37V60ZM68 59V58H67ZM66 59V60H67ZM75 59V58H74ZM252 59V57H251ZM30 60H31V57H30ZM33 60V58H32ZM43 60V58H42ZM41 60V61H42ZM66 60L63 59L62 63L65 62ZM82 60H83V57H82ZM88 60V59H87ZM94 60V59H93ZM175 60V62H174ZM254 60V59H253ZM13 61V62H12ZM59 61V60H58ZM56 60V63L58 62ZM69 61V60H68ZM79 61V60H78ZM77 61V62H78ZM86 61V58L85 60ZM215 61V59H214ZM248 61V60H246ZM257 61V60H256ZM61 62V61H60ZM76 62V63H77ZM117 62V61H116ZM217 62V61H215ZM29 63V62H28ZM42 63V62H40ZM55 63V62H54ZM52 63V64H54ZM55 63V64H56ZM61 63V64H62ZM70 63V62H69ZM68 63V64H69ZM83 63V64H82ZM91 63V62H90ZM129 63V62H128ZM51 64V65H52ZM71 64V63H70ZM75 64V63H74ZM81 64L82 66L85 65L86 63L82 62L81 61ZM80 64V65H81ZM186 65V63H184ZM183 64V65H184ZM201 63H199L200 65ZM6 65V64H5ZM25 65V64H24ZM35 65V62L34 64ZM59 65V64H57ZM63 65V64H62ZM73 65V64H72ZM113 65V64H112ZM111 65V66H112ZM117 65H119L117 63ZM115 65V66H117ZM142 65V64H141ZM155 65V67H153ZM214 65V64H213ZM10 66V68H8ZM26 66V65H25ZM78 66V64L76 65ZM89 66V65H87ZM203 66V65H202ZM206 66V65H205ZM208 66V65H207ZM232 66V65H231ZM26 67H29V66H26ZM41 67V66H40ZM43 67V66H42ZM54 67V66H53ZM58 67V66H57ZM56 67V68H57ZM90 68L93 67V66H89ZM113 67V66H112ZM141 67V66H140ZM183 67V66H182ZM240 67V66H239ZM25 68V67H24ZM49 68V66H48ZM78 68V67H75V69ZM88 68V67H87ZM108 68V67H107ZM110 68V67H109ZM119 69V67H117ZM166 68V69H165ZM203 68V67H202ZM31 69V68H30ZM49 69H54V68H49ZM69 69V68H68ZM67 69V70H68ZM80 69H82L80 67ZM114 69V68H113ZM185 68H181L180 70H184ZM243 69V68H242ZM248 68H246V72L248 73L247 71ZM41 70V69H40ZM61 70V69H60ZM65 70V69H63ZM71 71V69H69ZM79 70V69H78ZM88 69H84L83 71H87ZM90 70V69H89ZM110 70V69H109ZM120 70V69H119ZM119 70H117V73L120 72ZM191 70V69H190ZM194 70V69H193ZM240 70V69H239ZM49 71V70H48ZM53 71V70H52ZM74 71V70H73ZM112 71V70H111ZM173 71V70H172ZM192 71V70H191ZM1 72V71H0ZM4 72V73H5ZM24 73L26 71H23ZM33 72V71H32ZM58 71H56V78L57 80L55 81V84H52V85H49L47 82H44L43 84L40 85H37L36 84V87H34L31 82L33 81H30V79H27L25 80V85H24V91L23 90H18V85H17V90L18 91H22L19 94H16L12 96V82H7L6 83V86L4 85V82H6V77L5 79L6 80H3V79H0V83H1V86H5L4 89H0V101H4L6 103V105L4 104H0V151L1 149H5V153H7V148H6V144L7 143H3L1 144V140H3L6 136H13L15 135V132L17 133H21V134H24L25 132L27 133V136L24 137V140H27V143H26V146L33 150L34 151V147L35 146H38L39 144L41 145H44L43 143L45 142L46 138V135L48 133L47 129L46 128H50V127H44L45 125H48L49 123H44L46 121L47 118L44 119V117L46 116L47 117V114L42 118V114L41 116H36L34 113H31L28 111V108L30 106H27L25 105L24 103V99L26 100H30L31 98L29 97L30 96V93H32L31 91H27L26 88L29 86V89H34V88H41V87H44L46 89V92L47 93V90H48V93H51L54 95V96H58L59 99H61L60 101H58L59 105L58 107H56L54 109V113L52 112H49V113H52L51 116L53 115H61L59 114L60 112L59 111H66V106L67 104H65V102H68V94H64V92L62 91V88H63V81L64 82H67V77L66 74L68 73H64L62 74V71L60 72V74L57 73ZM72 72V71H71ZM197 72V71H195ZM242 72V71H241ZM14 73V72H13ZM34 73V72H33ZM75 73V72H74ZM78 73V72H77ZM80 73V72H79ZM83 73V72H82ZM81 73V74H82ZM99 73V72H98ZM102 73V72H101ZM129 73V72H128ZM173 73V72H172ZM251 74V72H249ZM1 74V73H0ZM76 74V73H75ZM80 74V76H81ZM88 75H86L84 73V75H86V78L84 80H89V81H96L98 79V76L96 75L95 71L93 69L90 70L89 73H87ZM105 74V73H104ZM132 74V72L130 73ZM169 74H171V71H169ZM167 74L168 76V81L169 79L173 81V79H175V77L172 79L171 75ZM2 76L5 75V74H1ZM29 75V74H28ZM27 75V76H28ZM74 75V74H73ZM99 75H101L99 73ZM116 75V74H115ZM122 75V73H121ZM252 75V74H251ZM16 76V74L14 75ZM52 76V75H51ZM102 76V75H101ZM105 76V75H104ZM25 77V75H24ZM32 77L35 78V77H38L37 74L35 73V75L32 74ZM47 78V74H42L41 73V76L39 78ZM55 77V76H54ZM63 80H60V78ZM85 77V76H84ZM83 77V78H84ZM106 77V76H105ZM108 77V76H107ZM107 77L105 78V80H107ZM112 77V76H111ZM114 77V76H113ZM112 78H110L111 80H114ZM69 78V77H68ZM73 78V77H72ZM80 78V77H78ZM102 78V77H101ZM104 78V77H103ZM108 78V79H109ZM129 78V77H128ZM157 78V77H156ZM234 79V86L235 88L234 89V92L232 91L231 93H233L234 95H231V98H229L228 100L227 99H224V94L225 92L227 91V86H228V83L230 80L233 81ZM251 78V77H250ZM10 79V78H9ZM41 79V80H42ZM77 79V78H76ZM253 79V78H252ZM12 80V79H11ZM37 80V79H36ZM103 81V82H107V81ZM116 80V79H115ZM167 80V79H166ZM165 80V81H166ZM38 81V80H37ZM36 81V82H37ZM50 81V79H49ZM100 81V80H98ZM118 82V79L116 80ZM120 81V80H119ZM171 81V83H172ZM176 81V80H175ZM82 82V81H81ZM102 82V81H101ZM102 82V84H104ZM114 81L112 82H108V87H112L111 90H114L113 88H115L116 84L113 85V86H110V84H112ZM125 82V81H123ZM170 82V81H169ZM254 82V81H253ZM54 83V82H53ZM85 83V82H84ZM83 83V84H84ZM92 83V82H91ZM20 84V83H18ZM75 84V83H74ZM78 84V83H77ZM76 84V85H77ZM82 84V85H83ZM86 84V83H85ZM93 84V83H92ZM95 84V83H94ZM114 84V83H113ZM124 84V83H123ZM163 85H159V81L158 82H155V81H151L149 82L147 85H143L142 87L140 88H136V91L134 89V91H132L133 93V96H130V98L128 100H124L125 101L123 104L124 106H121L122 108L120 109L121 110V114L122 112L125 111V113L130 116V118H132L133 120L131 119H128V120H125L126 122V127L128 126H132L134 124H137V123H140L142 120H145L147 119L148 117H151L152 115L154 116L155 114L156 117H161V114H166L168 115V112H166L164 110V108H167V106L165 107L164 104H166L165 102L168 101V95L166 93H168V91L166 90V86H167V82L165 83H162ZM174 82L172 83V86H174ZM21 85V84H20ZM28 85V86H27ZM35 85V84H34ZM71 85V84H70ZM81 85V86H82ZM101 86V84H99ZM118 85V84H117ZM124 85H127V84H124ZM129 85V84H128ZM131 85H133L131 83ZM177 84H175L176 86ZM180 85V84H179ZM66 86V85H65ZM74 86V85H73ZM95 87V85H92ZM97 86V85H96ZM97 89H101V90H104V88L102 89V87ZM121 87V84L119 85ZM141 86V85H140ZM21 87V86H20ZM72 87V86H70ZM75 87V86H74ZM80 87V86H79ZM85 87V85L83 86ZM88 87V86H87ZM104 87V85H103ZM106 87V86H105ZM15 88V87H14ZM13 88V89H14ZM81 88V87H80ZM86 88V87H85ZM123 88V86H122ZM133 88H134V85H133ZM132 88V89H133ZM44 89V90H45ZM64 89V88H63ZM74 89V88H73ZM78 89V87H77ZM76 89V90H77ZM87 89V88H86ZM89 90H93V87L91 88H88ZM107 89V88H105ZM117 89V88H115ZM176 87L174 88L173 91H175ZM15 90V89H14ZM70 90V89H69ZM82 90V89H81ZM80 90V91H81ZM85 90V89H84ZM82 90V91H84ZM96 90V88H95ZM123 90V89H122ZM39 91V90H38ZM43 91V90H42ZM73 91V90H71ZM70 91V92H71ZM79 91V90H78ZM105 91V90H104ZM110 91V90H108ZM119 91V90H118ZM172 91V92H173ZM36 92V90H35ZM66 92V91H65ZM86 92V91H84ZM93 92V91H92ZM99 92L100 91H96ZM103 92V91H102ZM101 92V93H102ZM111 92V91H110ZM115 92V91H114ZM120 92V91H119ZM126 92V90H125ZM136 92V93H135ZM171 92V93H172ZM228 92V91H227ZM255 92V91H254ZM14 93V92H13ZM80 93V92H79ZM91 93V92H89ZM87 93L86 95L89 96ZM94 93V92H93ZM99 94V95H102V94ZM135 93V94H134ZM175 93V92H173ZM262 93V92H261ZM82 94V93H80ZM106 93H104L105 95ZM258 94V93H257ZM34 95V94H33ZM45 95V94H44ZM48 95V94H46ZM45 95V96H46ZM91 95V94H90ZM96 95V93L94 94ZM107 95V94H106ZM110 96V93L108 94ZM107 95V96H108ZM112 95H114V93L112 92ZM111 95V97H113ZM124 95L127 96V94L124 93ZM171 94H169L170 96ZM264 95V94H263ZM32 96V95H31ZM92 96V95H91ZM90 96V97H91ZM97 96V95H96ZM116 96H119V95H116ZM171 96H174V95H171ZM238 96V95H237ZM236 96V97H237ZM39 97V96H38ZM37 97V98H38ZM52 97V95H51ZM50 97V98H51ZM74 97V96H73ZM82 97H86V96H82ZM95 97V96H94ZM99 97V96H98ZM104 97V96H103ZM101 97V98H103ZM110 97V98H111ZM121 97V95H120ZM124 97V96H123ZM76 98V96H75ZM87 98V97H86ZM108 98V97H106ZM105 98V100H106ZM118 98V97H117ZM122 98V97H121ZM126 98V97H124ZM128 98V97H127ZM172 98V97H171ZM260 98V97H258ZM78 99V98H77ZM89 99V97H88ZM116 99V97H115ZM114 99V100H115ZM249 99V98H248ZM41 100H44V99H41ZM80 100V99H79ZM85 100V99H84ZM100 100V98H99ZM103 100V99H102ZM101 100V101H102ZM114 100L112 101V104L114 103ZM118 100V99H117ZM116 100V101H117ZM261 100V98L259 99ZM31 101V100H30ZM87 101V100H86ZM96 100L94 99V102ZM109 101V100H106V102ZM246 101V100H245ZM258 101V100H257ZM27 102V101H26ZM73 102V101H72ZM82 102V101H81ZM119 102V101H117ZM121 102V101H120ZM255 101H253L254 103ZM264 102V101H263ZM13 103V105H12ZM88 103V102H86ZM99 104H97V106H99L98 108H100V105L103 104L101 102L98 101ZM101 103V104H100ZM173 103V102H172ZM257 104L255 105L256 107H262L263 105L260 103V102H256ZM90 104V103H89ZM92 104H95V103H92ZM120 105V103H118ZM122 104V103H121ZM168 104V103H167ZM180 104H182L181 107L177 108ZM85 105V104H84ZM108 105V104H106ZM127 105V109L123 107H126ZM53 106V105H52ZM93 106V105H92ZM96 106V104H95ZM105 106V105H103ZM112 106H115V108H118L117 107V104L116 105H112ZM175 106V107H174ZM247 106V105H246ZM28 107V108H27ZM55 107V106H54ZM68 107V106H67ZM91 107V105H90ZM88 107V108H90ZM107 107V106H106ZM109 107V106H108ZM107 107V108H108ZM161 107H164L163 109ZM240 107V106H239ZM247 107H251L253 108L254 106H247ZM246 107V108H247ZM40 108V107H39ZM38 108V109H39ZM93 108V107H92ZM96 108V109H98ZM106 108V110H107ZM169 108V107H168ZM241 108V107H240ZM33 109V108H32ZM31 109V110H32ZM70 109V108H69ZM78 109V108H77ZM80 109V108H79ZM78 109V110H79ZM101 109H103V115L106 113L104 111V108L101 107ZM113 109V108H112ZM126 109V110H125ZM255 110L257 108H254ZM40 110V109H39ZM44 110V109H43ZM46 110V109H45ZM50 110V109H49ZM94 110V109H93ZM93 110H92V113H93ZM116 110V115H121V114H118L119 112ZM113 109V111H115ZM119 110V108H118ZM192 110V111H191ZM235 110V109H234ZM76 111V109H75ZM89 111V110H88ZM112 111V112H113ZM249 111H253L255 112L253 109H249ZM34 112V111H32ZM41 112V111H39ZM74 112V111H73ZM72 112V113H73ZM97 112V111H96ZM100 113V111H98ZM111 112V113H112ZM211 112V111H210ZM101 113L99 114V116L101 115ZM110 113V114H111ZM144 113V115H143ZM204 115L207 113L206 111L203 112ZM257 113V112H255ZM254 113V114H255ZM259 113V112H258ZM91 114V113H90ZM107 114V113H106ZM105 114V115H106ZM55 115V116H56ZM65 115V114H64ZM72 115V114H71ZM70 115V116H71ZM89 115V114H88ZM92 115V114H91ZM108 115V114H107ZM116 115H113L112 117L116 116ZM124 115V114H122ZM135 115H138V116H135ZM186 115H189V118L188 120L187 119H181L182 117L186 116ZM199 115V114H198ZM209 115L211 116V113H209ZM257 115V114H256ZM74 116V115H73ZM95 116V115H94ZM93 116V117H94ZM116 116V117H117ZM58 117V116H57ZM60 117V116H59ZM72 117V116H71ZM70 117V118H71ZM96 117V116H95ZM102 117V116H101ZM140 117V120L137 121V119ZM155 117V116H154ZM174 117L177 119V121L174 120ZM205 117V116H204ZM209 117V116H208ZM229 117L231 121H228L226 118ZM69 118V120H70ZM74 119V117H72ZM78 118V121H75L73 124H75L74 126H81V124L83 126H86L87 125H90L91 126V119L88 118V116L86 114H84L81 110H79L77 112V117L75 116V119ZM99 118V117H97ZM109 118V117H108ZM120 119H117V120H120L123 119L122 116L120 117ZM128 118V117H127ZM157 118V119H158ZM210 118V117H209ZM44 119V120H43ZM102 118H100L101 120ZM111 119V118H110ZM149 119V118H148ZM207 119V117H206ZM206 119L204 121V123H207L206 122ZM260 119V118H259ZM103 122L105 119H102ZM112 120V119H111ZM240 120V122H239ZM58 121V120H56ZM62 121V120H61ZM96 121V120H95ZM99 121V119H98ZM97 121V122H98ZM106 121V120H105ZM108 121V120H107ZM113 121V120H112ZM116 121V119H115ZM214 121L212 119H210L209 123L213 126L214 125ZM68 122V121H67ZM110 122V121H109ZM117 122V121H116ZM148 121H145L143 123V126L147 125L148 123H146ZM261 122V121H260ZM54 123V122H53ZM93 123V122H92ZM111 123V122H110ZM109 123V124H110ZM201 123V122H200ZM208 123V125H210ZM58 124V123H57ZM68 124V123H67ZM108 124V123H107ZM20 125V126H19ZM61 125V124H60ZM70 125V124H69ZM95 125V124H94ZM98 125H100V123H98ZM106 125V124H105ZM122 127H120V129H124L123 128V124H121ZM138 125V124H137ZM136 125V126H137ZM163 125V124H162ZM207 125V124H206ZM66 126V125H65ZM73 126V125H72ZM96 126V125H95ZM108 126V125H107ZM111 125H109V128L111 129L110 127ZM114 126V125H113ZM255 126V125H254ZM259 127L261 129L264 130V126H261L259 124L256 125V127ZM119 127V126H118ZM139 128V125L137 126ZM63 128V127H62ZM80 128V127H79ZM90 128V127H89ZM95 128V127H94ZM93 128V129H94ZM108 128V127H107ZM136 128V127H134ZM141 128V127H140ZM211 128V126H210ZM219 128V127H218ZM246 128V129H247ZM252 128V127H251ZM97 129V128H96ZM127 129V128H126ZM144 129V127H143ZM213 129V128H211ZM250 129V128H249ZM248 129V130H249ZM253 129V128H252ZM84 130V129H83ZM86 130V129H85ZM100 130V129H99ZM102 130V129H101ZM133 130V129H131ZM142 130V128H141ZM170 130H169V133H170ZM215 130V128H214ZM213 132H217V131H214ZM243 130V129H242ZM251 130V129H250ZM51 131V130H50ZM49 131V132H50ZM68 131V130H67ZM79 131V130H78ZM90 130H88L89 132ZM94 131V130H92ZM98 131V130H96ZM120 131V130H119ZM167 131V130H166ZM219 131V130H218ZM247 131V130H246ZM53 132V131H51ZM57 132V131H56ZM65 132V130H64ZM86 132V131H85ZM99 132V131H98ZM126 132V130H125ZM130 132V131H128ZM144 132V131H143ZM185 132V133H186ZM200 132V131H199ZM220 132V131H219ZM218 132V134H220ZM244 132V131H243ZM259 132V130H258ZM262 133L264 131H261ZM66 133V132H65ZM92 133V132H91ZM122 133V132H121ZM210 133V132H208ZM249 133V132H248ZM251 133V132H250ZM254 133V132H253ZM20 134V135H21ZM90 134V133H88ZM124 134V133H122ZM149 134V133H148ZM152 134V133H151ZM200 134V133H199ZM213 134V133H211ZM217 134V135H218ZM258 134V133H257ZM18 135V134H17ZM69 135V134H68ZM102 135V134H101ZM145 135V134H144ZM170 135V134H169ZM185 135V134H184ZM190 135V134H189ZM231 135V134H230ZM252 135V134H251ZM260 135V134H259ZM264 135V134H263ZM103 136V135H102ZM120 136V135H119ZM143 136V135H142ZM154 136V135H153ZM164 136V135H163ZM198 136V135H197ZM205 136V135H204ZM210 136V134H209ZM214 136V134H213ZM216 136V135H215ZM214 136V137H215ZM244 136V135H243ZM94 137V135L92 136ZM199 137V136H198ZM231 137V136H230ZM249 137V136H247ZM262 137V135H261ZM90 138V137H89ZM150 138V137H149ZM152 138V137H151ZM186 138V137H184ZM203 138V137H202ZM205 138V137H204ZM254 138V137H253ZM9 139V138H8ZM11 139V138H10ZM18 139V138H17ZM183 139V138H182ZM250 139V138H249ZM252 139V138H251ZM91 140V139H90ZM95 140L97 141L98 140V136H97V139L95 138ZM105 140V139H104ZM143 140V139H142ZM218 140V139H217ZM220 140V139H219ZM258 140V139H257ZM260 140V139H259ZM21 141V140H20ZM47 141V140H46ZM99 141V140H98ZM97 141V142H98ZM261 141H262V138H261ZM6 142L10 143V140H6ZM18 142V141H17ZM90 142V141H89ZM144 142V141H142ZM149 142V141H147ZM158 142V141H157ZM160 142V141H159ZM220 142V141H219ZM218 142V143H219ZM48 143H49V140H48ZM56 144H53V145H57L58 142H55ZM88 143V142H87ZM92 143V142H91ZM100 143V142H99ZM140 143V142H139ZM255 143V142H253ZM27 144H30V145H27ZM46 144V143H45ZM142 144V143H141ZM157 144V143H156ZM227 144V143H226ZM230 144V143H229ZM4 147L5 148H1V147ZM49 145V144H47ZM51 145V146H53ZM95 145V144H94ZM104 145V144H103ZM107 145V144H106ZM144 145V143H143ZM142 145V146H143ZM149 145V144H148ZM257 145V143H256ZM82 146V145H81ZM102 146V145H101ZM109 146V145H108ZM113 146V145H112ZM152 146V145H151ZM160 146H163V145H160ZM254 146V145H253ZM23 147V146H22ZM97 147V146H96ZM100 147V146H99ZM98 147V148H99ZM105 147V149H104ZM139 147V146H138ZM146 147V146H145ZM145 147H143L145 149ZM37 148V147H35ZM40 148V147H39ZM56 148V147H54ZM110 147H107V146H103L101 148H99L101 151H106L108 150ZM141 148V147H139ZM149 148V147H148ZM153 148V146H152ZM28 149V150H29ZM136 149V147H135ZM151 149V148H150ZM169 147H166L164 150L165 151H168ZM41 150H44V149H41ZM53 150V147L52 149ZM50 150V151H51ZM61 150V149H60ZM173 150L174 152H176V160H174V154H173ZM11 151V150H9ZM30 151V150H29ZM28 151V153H29ZM228 151V150H227ZM2 152V151H1ZM0 152V167L2 168V172H3V177L1 178L0 177V263L3 264V260L5 258V256L3 255V251H2V248H6L8 246L9 243H11L12 239H16V233L17 235H24L26 232L24 231V229L22 228H19V220H17V211H16V205L12 204V191L15 190V186H23L24 188L22 190H20L22 192V195H30V193H32L34 196H35V200H36V203L34 204L35 205H38L40 206V202L39 201H43L42 198H44L43 196H41L39 193L36 195L34 194L35 191L34 189H32L34 186H29L27 182L29 181H35L36 179V176L38 177H45L48 179V182H47V185H49V188L50 189H54V187H59V181H58V178L59 177H62L61 178V181L63 180L64 182L67 180L68 176H70L71 178H74L76 175L78 176L79 172H81L80 170L83 169L85 170L87 165H83L81 169H77V167L75 168L74 166H67V164L63 165V163L61 162H58L57 164H54V165H51V164H48L47 167L48 170L44 171L43 172V175L41 176L38 171H34L36 169V167H38L39 165H41V156H35L36 158L32 157V158H25V159H19L18 162L15 161V163H18V169L20 170H24L23 173L21 174L22 175V180H23V183H21L19 181V183L16 185L15 182H14V179L11 180L8 179V178H5L7 175L9 176L10 175V172L9 169L11 168L12 169V156L10 157V162L8 161L7 158H4L3 155L1 154ZM40 152V150H39ZM38 152V153H39ZM100 152V151H99ZM149 152V151H148ZM158 152V151H157ZM53 153V151H52ZM55 153V152H54ZM53 153V154H54ZM111 151L108 152V156H106L105 154L103 156V160L102 158L100 157H97V161L95 163H92V165L94 166L95 165V172H93L92 170L88 171L87 174H86V178H85V182L88 183L87 187H92V189L94 191H96L97 193H100L102 196L105 195V192H109L108 190H113V185H112V182L110 179H112L113 181H116L117 183V180L118 179L116 176V174H113L110 172V166H111ZM160 153V152H159ZM163 153V152H162ZM12 154V153H11ZM43 154V153H42ZM45 154V153H44ZM43 154V155H44ZM48 154V153H47ZM50 155L48 156L47 158V162H53L54 163V156ZM56 154V153H55ZM54 154V155H55ZM72 154V153H71ZM100 154V153H99ZM98 154V155H99ZM33 155V154H32ZM113 155V154H112ZM141 155V154H140ZM148 155V154H147ZM30 156V155H29ZM139 156V155H138ZM151 156V155H150ZM148 156V157H150ZM258 156V155H257ZM6 157V156H5ZM43 157V156H42ZM47 157V156H46ZM153 157V156H152ZM73 158V157H71ZM139 158V157H138ZM143 158V157H142ZM149 159V158H147ZM151 159V158H150ZM149 159V160H150ZM148 160V161H149ZM254 160V161H253ZM62 161V159H61ZM74 161V160H73ZM147 161V162H148ZM154 162V160H151L149 161V163L151 164V162ZM256 161H259V165H255L254 162ZM72 162V161H71ZM52 163V164H53ZM67 163V162H66ZM147 163V164H149ZM258 163V162H257ZM256 163V164H257ZM11 164V166L9 165ZM153 164V163H152ZM151 164V166H152ZM14 165V164H13ZM74 165V164H73ZM224 165V169L226 170V168L229 169V171L231 172V174L233 172H238L239 174H242V175H248V176H251L249 175L251 173V170H252V173L253 171L256 170V173L258 172L259 170V175L257 177V180L259 179L258 182H256L255 184V188L252 190V195L253 196H250L248 200H246L245 204H246V207L249 209L247 211H241V199H242V196L244 195L243 194V191H239V190H243V187H240V183L237 184L235 182H231V179L233 178L231 176V174L229 173V177H225L226 175H222V180H219L217 177H216V180H212L210 179V177H212L213 175L210 174V175H206L205 173V169H216V174L222 172V167ZM150 166L149 169H151L152 167ZM155 166V164H154ZM153 166V168H155ZM221 166V167H220ZM147 167V166H146ZM25 168V169H23ZM91 169V167H89ZM148 168V167H147ZM152 168V169H153ZM45 169V168H44ZM113 170V169H112ZM111 170V171H112ZM122 170V169H121ZM145 170V169H144ZM155 170V169H154ZM15 171V170H14ZM153 171V170H152ZM151 173V171H150ZM164 173V174H165ZM228 173V171H227ZM255 173V172H254ZM12 174V172H11ZM214 174V175H216ZM146 175V174H145ZM256 175V176H257ZM199 176V177H197ZM220 176V175H219ZM235 176V175H234ZM256 176L253 177L252 179L256 181ZM100 178V182L103 184L104 186V182H105V179L106 178H109L108 181H110V186L111 188L109 187L107 191H105V188L100 185L101 183L98 184L97 182V178ZM153 177V176H152ZM151 177V178H152ZM164 177V176H163ZM14 178V177H13ZM140 178H143V177H140ZM250 178V177H249ZM6 179V180H5ZM221 179V178H220ZM251 179V180H252ZM18 180H21L18 179ZM17 180V181H18ZM99 180V179H98ZM142 180V179H141ZM153 180V179H152ZM27 181V182H26ZM107 181V182H108ZM233 181V179H232ZM151 182V181H150ZM248 182V181H247ZM252 182V181H251ZM115 183V182H113ZM146 183V182H145ZM45 184V183H44ZM43 184V185H44ZM65 184V183H64ZM258 184L260 186H258ZM35 185V184H34ZM69 187L66 188V190L68 191V194L70 195V192L69 190H72V188L70 187L71 185V182L70 180L68 179V184H67ZM221 186V187H225V188H222L221 190L224 192V194L222 196H219V197H222V198H225L228 202V204H234L232 202V200H238L237 201V205H231V206H227L223 201L219 202L217 201L218 197H216V193H215V186ZM117 186V184H116ZM45 187V186H44ZM180 187L183 188L180 190ZM30 189V190H27V192L24 194L25 190L26 189ZM115 188V187H114ZM220 188V187H219ZM135 189V188H134ZM153 189V190H152ZM174 189H178V190H174ZM225 189V190H224ZM8 190V191H7ZM86 190V189H85ZM88 190V189H87ZM91 190V189H89ZM142 190V189H141ZM29 191H31L29 193ZM44 191V190H43ZM51 191V190H50ZM57 191V190H55ZM123 191H126L123 189ZM129 190H127L126 192H128ZM20 192V193H21ZM46 192V191H45ZM64 192V191H63ZM19 193V192H18ZM91 193V192H90ZM121 193V192H120ZM123 193V192H122ZM121 193V194H122ZM222 193V192H221ZM52 194V192H51ZM92 194V193H91ZM115 194V193H114ZM138 194V193H137ZM158 194V193H157ZM25 195V196H26ZM125 195V194H124ZM139 195V194H138ZM141 195V194H140ZM221 195V194H220ZM84 196V194H83ZM132 196V195H131ZM46 197V196H45ZM59 197V196H58ZM85 197V196H84ZM96 197V195H95ZM94 197V198H95ZM100 197V196H99ZM127 197V196H125ZM66 198V196H65ZM83 198V197H82ZM93 198V197H92ZM97 198V197H96ZM101 198V197H100ZM124 198V197H123ZM150 198V197H149ZM148 198V199H149ZM16 199V198H15ZM19 199V198H18ZM84 199V198H83ZM80 200V203L83 205L85 203L84 200ZM111 199V198H110ZM142 199V198H140ZM146 199V198H145ZM147 199V200H148ZM154 199V197H153ZM20 200V199H19ZM49 200V199H48ZM89 200V199H88ZM96 200V199H95ZM105 200V199H103ZM107 200V199H106ZM122 200V199H121ZM157 200V199H156ZM159 200V199H158ZM26 200H24L25 202ZM69 201H71L69 199ZM68 201V202H69ZM92 201V200H91ZM94 201V200H93ZM109 201V200H108ZM126 201V200H125ZM129 201V200H128ZM163 201V202H164ZM79 202V201H78ZM77 202V203H78ZM87 202V201H86ZM90 202V201H89ZM102 202V201H101ZM106 202V201H105ZM123 202V200H122ZM156 202V201H155ZM70 203V202H69ZM72 203V202H71ZM68 204V205H71ZM95 203V201H94ZM98 203V202H97ZM119 203V201H118ZM118 203H116L117 205V208H119V205ZM124 203V202H123ZM126 203V202H125ZM147 203V201H146ZM151 203V202H150ZM111 205H113L112 203H110ZM109 204V206H110ZM138 203L136 202V205ZM26 205V204H25ZM47 205V204H46ZM92 205V204H91ZM105 205V204H104ZM21 206V205H20ZM19 206V207H20ZM52 206V205H51ZM56 206V205H55ZM80 206V205H78ZM134 206V205H133ZM32 207V206H31ZM53 207V206H52ZM71 207V206H70ZM83 207V206H82ZM122 207V206H121ZM129 207V206H128ZM128 207H126L125 211L128 209ZM23 208V207H22ZM55 208V207H54ZM57 208V206H56ZM88 208V207H87ZM115 208V209H117ZM131 208V207H130ZM139 208V207H138ZM246 208V209H247ZM20 209V208H19ZM24 209V208H23ZM70 209V208H69ZM86 209V207H85ZM84 209V210H85ZM245 209V210H246ZM67 210V209H66ZM74 210V209H73ZM106 210V209H105ZM110 210L111 207H110ZM134 210V209H133ZM54 211V210H53ZM56 211V210H55ZM60 211V210H59ZM70 211V210H68ZM72 211V210H71ZM75 211V210H74ZM81 211V209H80ZM124 211V213H126ZM84 212V211H83ZM90 212V211H89ZM113 212V211H112ZM110 212V213H112ZM244 212V213H243ZM69 213V212H68ZM78 213V212H77ZM80 213V212H79ZM103 213V212H101ZM107 213L108 211L104 212L102 214L103 217H107ZM132 213V212H130ZM74 214V213H72ZM81 214V213H80ZM129 214V212H128ZM134 214V213H132ZM138 214V213H137ZM76 215V214H75ZM82 215V214H81ZM109 215H112V214H109ZM114 215V214H113ZM112 215V216H113ZM136 215V214H135ZM19 216V215H18ZM78 216V215H77ZM74 217V216H73ZM186 217H189V224H187V221L186 220ZM67 218V217H66ZM81 218V217H80ZM79 218V219H80ZM82 218H84L85 220H87V222L85 224H83L84 228L86 230H91V227L93 226L94 228L96 227L98 230H96V234L99 233V234H102V229L104 228L103 225L101 226H96L97 225V219L90 215L87 212H84ZM108 218V217H107ZM130 218V217H128ZM153 218V223L151 224V219ZM69 219V218H67ZM77 219V217H76ZM114 219V218H113ZM17 220V221H16ZM66 220V219H65ZM64 220V221H65ZM70 220H71V217H70ZM73 220V218H72ZM78 220V219H77ZM76 220V221H77ZM83 220V219H81ZM116 220V219H115ZM133 220V219H132ZM19 221V222H18ZM69 221V220H68ZM110 221V220H109ZM118 221V220H117ZM116 221V222H117ZM150 221V222H149ZM71 222V221H70ZM75 222V221H73ZM90 222V224L87 225V223ZM130 222V221H129ZM135 222V221H133ZM55 223V222H54ZM53 223V224H54ZM60 223V222H59ZM57 223V225L59 224ZM66 223V222H65ZM68 224H70L69 222H67ZM81 221L77 222L76 223V228H79L81 226ZM120 223V222H119ZM118 223V224H119ZM111 224V222H110ZM121 224V223H120ZM123 224V223H122ZM131 224V223H130ZM192 225V226H196L198 225V230H196L195 232H193V238H189L186 236V234L183 232V228L186 227L187 225ZM56 225V224H55ZM62 226V225H61ZM111 226V225H109ZM172 226L174 227H177V230L174 231L175 229H173V231L167 229L166 227H170L172 228ZM173 227V228H174ZM69 228V226H68ZM81 228V227H80ZM18 229H22V230H18ZM82 229V228H81ZM107 229V228H106ZM117 229V228H116ZM248 229V230H246ZM95 230V229H94ZM133 230V228H132ZM131 230V231H132ZM149 230L151 232H149ZM246 230V231H245ZM69 231H76L75 229L73 230L72 228L69 230ZM105 231V230H104ZM119 231V230H118ZM87 232V231H86ZM94 232V233H95ZM107 232V230H106ZM128 232V231H127ZM135 232V231H134ZM244 232L245 234H242V237L244 238L246 235H247V239H246V246H245V255L246 256H249V254L252 256V258H250V262H243L242 260L245 258L244 257V254L243 256L241 255V253H239V251L237 250L238 247L235 245V243H238L241 241L240 239V236H238L240 233ZM73 234V233H72ZM72 234H69V236H71ZM78 234H81V233H78ZM88 234V233H87ZM89 234L90 231H89ZM229 234H234V238L232 237H228ZM84 235V234H83ZM93 235V234H92ZM108 235V234H107ZM136 235V234H135ZM260 235H257V237H259ZM57 236V235H56ZM69 236L65 235L64 232H61L59 233V236L61 239H66L68 238ZM78 236V235H76ZM80 236V235H79ZM86 236V235H85ZM91 236H86L84 237L83 239L80 237L79 241H75L73 242L72 240V244L71 246L74 247L72 250L70 249H67L64 247V245H62L64 242L62 241L60 244V247L58 245V242H54L53 244H50L51 246H49V248H51V254H53L51 257H54L58 254H64L63 257H66L68 256L70 261L72 260V262H76V259H83L82 261H80L78 264H87V262L89 264H109L107 263L105 260H107V254L106 255H102L101 254V251H104V249H107L108 248V241L111 240V235L110 237H94V238H89ZM93 237V236H92ZM70 238V237H69ZM121 238H123L122 241H119ZM174 238V239H172ZM231 238V239H230ZM22 239H26V236L24 235L22 237ZM52 239V238H51ZM72 239H73V236H72ZM57 240V239H56ZM245 240V239H244ZM45 241V240H44ZM58 241V240H57ZM89 241V244L87 246V248L84 250L82 249L83 247V244L85 242ZM181 241V242H182ZM185 241H188L185 242ZM256 241V240H255ZM13 242H15L13 240ZM47 242V241H46ZM113 242V241H112ZM114 242V243H115ZM26 243V242H24ZM116 243V244H117ZM144 244V248L141 249L140 247V244ZM179 243V242H178ZM186 243V244H185ZM241 243V242H240ZM258 243V242H257ZM67 244V243H66ZM177 244V243H176ZM183 244V243H182ZM118 245V244H117ZM168 245V246H166ZM180 245V244H179ZM241 245V244H240ZM70 246V247H71ZM99 246V247H98ZM101 246V247H100ZM107 246V247H105ZM177 246V245H176ZM242 246V245H241ZM240 246V247H241ZM68 247V246H66ZM97 248V249H96ZM99 249H102V250H98ZM145 248H146V252H145ZM231 248V249H230ZM242 248V247H241ZM109 249V248H108ZM128 249V248H127ZM98 250V252H97ZM182 250V249H181ZM180 250V251H181ZM258 250V251H256ZM9 252H7V255H10L12 254V251L9 249L7 250ZM111 252V251H110ZM126 252V251H125ZM154 252V251H153ZM244 252V251H243ZM257 252L254 256V253ZM183 253V252H182ZM30 254V253H29ZM176 254V252H175ZM230 254V256L228 255ZM31 255V254H30ZM29 255V256H30ZM127 255V254H126ZM157 255V254H156ZM157 255V256H158ZM37 256V255H36ZM39 256V255H38ZM114 256V255H113ZM119 256V255H118ZM120 256L123 257V254L121 253ZM173 256V254H172ZM171 256V258H172ZM88 257H90L89 259H87ZM97 257L99 258V260L97 259ZM111 257V256H110ZM126 257V256H125ZM160 257V256H159ZM224 258V261L222 260V258ZM254 257V258H253ZM44 258H46L44 260V263L43 262H40V264H53L54 261L49 259V256H45ZM162 258V259H164ZM175 258V256H174ZM177 260H178V257H176ZM33 258H31L30 256V260H29V264H37L38 262H33L32 261ZM95 259H97L98 261H95ZM104 259V260H103ZM109 259V258H108ZM117 259V258H115ZM126 259V258H124ZM180 259V258H179ZM36 260V259H35ZM41 260V259H40ZM66 260V259H65ZM111 260V259H110ZM161 260V259H160ZM182 260V259H181ZM255 260V261H253ZM63 261V260H62ZM114 261V260H112ZM112 261H110L112 263ZM129 261V260H128ZM156 261V260H155ZM231 263H230V262ZM25 262V260H24ZM61 262V260H60ZM132 262V261H131ZM154 262V261H153ZM179 262V261H178ZM115 263V262H114ZM125 263V262H124ZM162 263V261L160 262ZM159 263V264H160ZM164 263V262H163ZM172 263V262H171ZM28 264V263H27ZM73 264V263H72ZM113 264V263H112ZM132 264V263H131ZM134 264V263H133ZM154 264V263H153ZM174 264V263H173ZM186 264V263H185Z\"/></svg>",
	"mask_w": 264,
	"mask_h": 264
}]
</instances>
